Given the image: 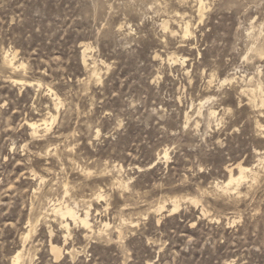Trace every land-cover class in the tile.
I'll return each instance as SVG.
<instances>
[{"label": "rangeland", "instance_id": "374dc122", "mask_svg": "<svg viewBox=\"0 0 264 264\" xmlns=\"http://www.w3.org/2000/svg\"><path fill=\"white\" fill-rule=\"evenodd\" d=\"M205 3L0 0V264H264V0Z\"/></svg>", "mask_w": 264, "mask_h": 264}, {"label": "bare ground", "instance_id": "6f19581e", "mask_svg": "<svg viewBox=\"0 0 264 264\" xmlns=\"http://www.w3.org/2000/svg\"><path fill=\"white\" fill-rule=\"evenodd\" d=\"M196 1L199 3V6H198L199 9L198 10H199V12H200V14L202 16L203 15V11L205 9V4H206L205 3V0H196ZM164 25H165V22H164ZM183 26H184V30H185L184 34H186L184 36L189 35V33H190V25H189V22L188 21L187 22H184V25ZM255 51H256V53L259 56H263L264 55V49L263 48H257ZM82 52H83V56H84V59L82 58V61L86 65L87 64V57H88V48H87V46H86V48ZM3 60L5 61L6 66L10 67V69L11 68L12 69H15V68H17L19 66V65L17 66V62H15V56H12V54H10L8 52L5 53ZM226 80L227 79H225L224 81H226ZM14 82L15 83H19V84H27V82L24 81V80H22V79H14ZM243 90H245V89H243ZM245 91H248V89L245 90ZM250 91H251V89H250ZM255 94H256V92L254 93V90H253V92L251 93V96L254 98L255 97ZM57 100H59V99H57ZM251 102H253V101L251 100ZM59 105H60V101H58L57 103H55L56 108H59L58 107ZM56 115H52L51 116L52 117V121H55L57 119ZM210 116L211 117H215L216 116V111L215 110H210ZM46 119L42 120V122H43L42 124H40L39 122H36V121L29 122L28 123V125L31 128V130H32V132H33L34 135L38 133V130H39V128L42 125H45V127H48V121ZM167 156H168V153L165 152V158H167ZM235 170L238 173H236ZM249 172H253L252 169L249 168V167H247V166H244L243 163H237L232 168H229V177H228V180L225 182L224 188L226 190H230L231 189V186L233 184H236L237 187L240 186L241 183L244 181V179L247 177V174ZM102 196H103L102 193H98L97 194V198H101ZM164 207L165 206H161L160 207V210L163 209ZM179 207H180L179 203H177L175 201L174 204H173V206H172V208L169 211L170 212L177 211L179 209ZM51 212H53L55 214V216L60 217V219H62V226L64 228H66L67 230H69V225H70L69 220L72 221V222H74V224H78V223L79 224H82V226L85 227L86 229H91V227H92L91 226L90 219H89V217H90L89 210H86L84 214H79L75 210V208L73 206L68 205V204H62L61 203L60 205L59 204L58 205H54ZM52 252L55 254V257L56 258H59L61 256V254H62V250L59 247H57V246H55L53 244H52ZM12 264H21V253H17L16 254L15 258L13 259V263Z\"/></svg>", "mask_w": 264, "mask_h": 264}]
</instances>
